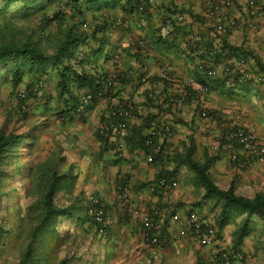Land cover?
Instances as JSON below:
<instances>
[{
  "label": "rangeland",
  "instance_id": "rangeland-1",
  "mask_svg": "<svg viewBox=\"0 0 264 264\" xmlns=\"http://www.w3.org/2000/svg\"><path fill=\"white\" fill-rule=\"evenodd\" d=\"M262 2L261 10L264 9V0ZM100 13L95 16L92 9L86 11L82 18L70 12L64 0H49L45 4L16 0L0 10V45L34 42L46 55L53 56L70 31V24H78L74 28L76 31H90ZM91 44L96 43L92 41ZM87 46L77 47L75 53L84 51ZM99 61L101 64L97 67L105 71L118 69L115 63ZM73 62L71 59L70 63ZM8 65L0 67V128L21 138L6 149L0 162V264H19L34 228L40 222L42 209L39 201L52 172L60 176L62 185L53 200L59 214L46 222L33 238L31 259L26 264H60L61 261L62 264H200L180 257L182 238L178 221L179 225L170 228L169 232L167 227L172 222L167 219L162 226L166 228L164 233L160 232V222H157L161 239L159 246H150L142 241L138 224L127 231L110 230L106 238L97 234L84 214L83 189L76 185L79 173L86 172L90 157L98 151L96 139L102 119H99V113L93 114L90 107L92 102L104 103L105 99H100L103 94L82 105L77 113H62L65 105L58 94L53 65L46 64L36 71L26 70L16 87L6 72ZM23 65L27 68V63ZM94 67L86 68L94 73ZM40 79L43 86L35 92L32 87ZM29 91L32 93L29 98L18 99L19 93L28 94ZM85 91H79V99ZM106 91H111V87ZM20 103L25 108L18 111ZM232 173L234 175L227 174L222 178V186L235 183L236 193L248 197L256 191H264V164L252 172L250 182H245L242 171ZM192 175L195 177L190 171L179 172L176 179L185 188H191V195L200 194L201 187L192 183ZM168 178L174 179L175 176ZM179 182L176 189H180ZM207 207L208 212L215 208L220 211V206L213 202ZM246 217L243 213L232 221L237 222L238 218L243 221ZM249 221L253 232L243 243L247 249L245 262L264 264V219L253 215ZM176 231L177 235L174 234ZM181 235L187 239L186 235Z\"/></svg>",
  "mask_w": 264,
  "mask_h": 264
},
{
  "label": "crops",
  "instance_id": "crops-1",
  "mask_svg": "<svg viewBox=\"0 0 264 264\" xmlns=\"http://www.w3.org/2000/svg\"><path fill=\"white\" fill-rule=\"evenodd\" d=\"M111 2V7L102 12H107L108 18H124L129 27L124 29L120 24L116 23L117 26L112 24L113 27L110 28L109 33L108 53L113 57L107 60L102 58V60L115 63L114 66L118 69L114 71L118 73L125 71L129 80L121 85V89L113 97L105 99L104 103L95 104L92 102L93 106L90 108H92L93 114L101 115L99 116L100 120L105 119L110 106L122 105L126 101H131L139 109L134 111L128 120L131 137L126 143L123 154L119 155L112 144L103 146L96 139L98 151L95 156L90 157L86 172L79 173L76 187L83 189L84 203H86L89 193H95L104 200L109 231H116V229L127 231L135 225H139V221L130 213L131 208L139 207L151 210L155 221L160 222V232H165L166 228L162 226L167 219L172 222V225L167 227L169 232H171L170 228H175L180 222V239L182 238L180 240V257L182 259L199 261L202 264H213L210 253L207 252L208 248L198 249L189 240L182 237L184 225L181 222L190 210H195L202 215L198 213L201 220L209 222L208 224H211L210 226L217 231L218 244L230 245L232 231L241 224L243 217L242 219L238 218L237 222L229 221L222 229H219L215 217L220 211L215 208L208 212L207 207L212 202L215 203V199L204 198V189L201 186L200 194L191 195V188H185L182 182L177 181L178 178L174 179L180 183V189L174 188L167 196L149 192L147 184L154 180L160 166L148 163L145 158L148 153L136 148L140 140L138 132L143 131L145 134L148 130L146 124H153L157 120L168 121L172 125L173 132L163 141V158H167L176 151H182L189 144L194 146L196 157L201 158L205 150L210 153L209 147L217 140L219 132V124L215 119L209 117L212 119L209 120L208 116L199 115L196 107L201 105V109L214 110L226 121L231 120L239 109H247L246 125L264 140V86L250 81L235 89L230 95L218 91H208L199 94L194 102L181 103L180 76L189 77L195 63L184 55L182 50L185 47V41L180 37V34H177L170 43L159 40L158 29L169 9H180L181 14L184 15L186 27L192 29L203 43L214 47V49H220L225 55H223L224 57H227L229 53L227 50L221 49V44L241 47L245 54L248 53L245 58L247 67L253 73H257L254 59L264 65V9L259 11L256 16L249 17L243 9L235 5L225 15H221L222 23H218L215 19L210 20V17H207L202 0H149V16H141L142 14L136 12L124 13L122 7L125 0ZM230 20L235 21L234 27L228 25ZM217 24L223 25V30H220L222 33L219 36L215 34ZM129 35L143 40L145 46L122 50L120 46L125 44ZM220 37L224 41L220 42ZM223 56H220L219 59L227 60ZM225 62L216 64L218 75H220ZM158 77L162 79L160 78L159 81ZM176 78H179L178 82H176ZM157 79L158 81H156ZM161 81L164 83L158 86L157 82ZM117 84L113 86V91L118 90ZM149 92L172 94L179 100L168 109L157 110L152 107V103L147 101ZM259 165L263 164L253 163L242 170L245 182H250V179L253 178L252 172ZM188 171L192 174L191 170L182 166L178 174ZM232 172L235 171L228 166L224 159L216 161L210 169L211 177L221 188H227L230 185L224 187L220 181L223 177H227V174L228 176L234 175ZM192 183H197L193 175ZM121 185L128 187L129 199L127 203L117 197L116 190ZM174 213L180 217L178 222L171 217ZM174 234L177 235L178 231ZM242 247L244 251L247 250L244 245Z\"/></svg>",
  "mask_w": 264,
  "mask_h": 264
},
{
  "label": "trees",
  "instance_id": "trees-1",
  "mask_svg": "<svg viewBox=\"0 0 264 264\" xmlns=\"http://www.w3.org/2000/svg\"><path fill=\"white\" fill-rule=\"evenodd\" d=\"M14 1L16 0H0V10ZM22 1H34L45 4L49 0ZM111 1L113 0H64V4L68 7L70 12H72L73 14H77L79 17L83 18L85 12L90 11L92 9L95 16L98 12H101V16L97 18V21H95L93 27L89 29L90 31H76L74 30V28L77 27L78 24H70L68 27L70 31L63 37L60 44L57 46L53 56L46 55L40 48L36 46L34 42H22L20 44L0 45V67L4 64H9V67L6 68V72H8L11 76L12 85L16 87L21 82L22 76L26 70L36 71L37 69L43 68L46 64L50 63L55 68L56 87L58 88V94L61 97L63 104L65 105L64 111L61 112L69 113V115L78 112V107L80 104L78 93L81 89H86L92 92L100 91L102 93L106 91V88H110L107 86V79L110 73H108V71H105V69L103 68H98L99 64H101L99 60H102V58L107 60L113 57L110 53H108L110 45V28H112L113 25H115L116 23L120 24L122 27H124V29L129 27V24L125 25L116 21L117 17L108 18L107 16L109 15L107 14V12H102L104 9L111 7ZM144 3V5L142 4V1L140 3V0H125L122 9L124 13L132 14L133 12H136L137 14H142L141 16H149V1L144 0ZM177 13H181L180 9H169V11L166 12L163 17V20L161 21L162 23L158 29L159 32L157 37L159 38V40L170 42L175 39L177 34H180V37L183 39V41H185V47L182 50L184 55L187 58L193 60L195 63L189 77L193 78L194 80L198 81L203 86H205L207 88V92L218 91L222 94L227 93L229 95L232 94L235 89H238L244 86L245 84L249 83L250 81H253V79L239 81L240 73L237 70V65L235 64V62H237L240 57L246 58V56L248 55V53L245 54L244 50H242L239 46L221 44V49L227 50L229 53L227 57H224L225 55L221 52L220 49L219 51L218 49H214V47H209L205 43H203L201 39H199L196 48L191 49L189 53H187L186 48L188 47V45L186 43V37L188 34L193 33V31L189 27H186L184 22H178L175 17ZM56 18L59 19V17ZM121 20L126 21L124 18H121ZM168 21L170 23L169 32L167 34H161L164 25ZM221 33L222 32L218 31L215 32L217 36L221 35ZM219 40L220 42L224 41L222 37H220ZM92 41L96 44L92 45ZM87 44L88 46L85 49L86 51L84 50L85 52L82 50L79 51V53H75V49L77 47ZM120 48L123 50L126 48L131 49L132 47L125 46L124 44L121 45ZM220 56H223V58H227V60H223L226 61L224 65L225 67L235 69L232 73L228 74L225 70V67H223L220 75L216 74L215 76H208V74L204 70L198 67V61L202 60L206 63V66L215 68L217 63L223 62L219 59ZM71 59L74 60L73 63H70ZM229 59L231 61H228ZM254 61L257 67V72L264 73V65L257 59H254ZM24 63H27V68L23 65ZM79 65L81 66V69H77V66ZM93 65L95 66L94 68L96 71L94 73L88 70L89 67H93ZM40 70L43 71V69ZM113 72L118 74V90L116 89L117 91L111 90L102 93V98L106 100L113 97L116 92L121 89V85H123L129 80L128 76L125 74V71H120V73L116 71ZM160 78L161 77H158L159 81L162 79ZM158 79L156 81H158ZM178 81L179 78H176V82ZM226 81L230 82L227 84ZM161 83L163 84L164 82H157L158 86L161 85ZM258 84L264 86V82H260ZM31 95L32 93H30L29 91L28 94H25V97L21 100L29 98V96ZM155 96V100H152L147 96V101L152 103V107H155L157 110L168 109L171 105H175L179 100L178 97L175 98L172 94H164V92L158 94L155 93ZM198 96V94L194 93L189 88L185 87L182 90L180 89L181 103L194 102L196 101V98H198ZM95 98L98 97H93L92 100H94ZM196 109H198L199 115L203 109L206 110L207 116L211 117L212 119H215L216 122L219 124V129L222 136V139L220 141L222 144L225 141L224 138L227 136V129L225 125L228 121L220 117V115L216 111L211 110L209 108L201 109V105H197ZM244 110L245 108H241L239 109V111L235 112V114ZM161 121L162 120H157L153 124H146L145 126L148 130L145 134H143V131L138 132V134L140 135V140L138 147H136L146 151L150 155H153V164L160 166V169L158 170V173L156 174L154 180L161 176H175L176 178L178 171L182 166H185L189 170H191L195 174L197 184L204 189V198H213L215 199L214 204L220 206V212L216 217V224L219 229H222L226 224H228L229 221H232V219H234L236 216L246 213V219L243 220L241 224L232 231V243L230 244L232 248L242 250L244 253V257L246 258V252L244 251L242 245L244 243L245 238L248 237L252 232L249 218L250 216L255 215L264 219V191H256L251 197H248L241 194H237L235 191L236 187L234 183H230L227 188L219 187L214 181V179L211 177L210 169L216 161L222 160V156L219 153H212L210 149V153L208 152V150H205L203 157L197 158L195 155L194 146L189 144L188 146L186 145V147L182 151H176L171 155L167 156V158H163L164 154L162 142V150L158 153L154 152L152 147L146 146L144 143L145 138L150 135L152 128L162 125H169L170 135L168 137H170L173 132V128L170 122ZM98 135L99 136L97 137V139L99 144L103 146L112 144L107 141H103L100 134ZM130 137L131 131H129L128 129V134L125 138V145L130 139ZM168 137H166V139ZM20 138V135L6 133L0 128V162L6 149L11 145L15 144L16 142H19ZM112 145L116 148V144ZM48 179L49 181L47 183L45 193L39 201V207H41L42 209V216L39 218L40 222L34 228L32 238L27 243V247L23 253L19 264H26L31 259L33 238L36 236L37 232L42 228V226L46 225V222L50 221L57 214H59L58 209L54 207L53 200L56 192L59 191V189H61L62 187L60 182V176L52 172ZM85 216L89 219L92 226L94 227V223L91 221V219L86 214ZM245 260L246 259H244V261ZM62 262L63 261H61L60 264H62ZM211 262L215 264L213 261Z\"/></svg>",
  "mask_w": 264,
  "mask_h": 264
},
{
  "label": "built area",
  "instance_id": "built-area-1",
  "mask_svg": "<svg viewBox=\"0 0 264 264\" xmlns=\"http://www.w3.org/2000/svg\"><path fill=\"white\" fill-rule=\"evenodd\" d=\"M149 1V0H148ZM203 8L207 17L211 20L221 22V15L227 13L230 8L235 5L239 6L249 16H256L261 11L263 2L262 0H202ZM141 8V6H140ZM178 22H184V15L177 13L175 15ZM122 24H127V21L117 19ZM230 27H234L235 21H228ZM86 26V24H84ZM216 29L218 32L223 30V25L217 24ZM170 30L169 21L163 27V33L167 34ZM199 37L195 33H190L186 37V43L188 45L187 53L191 49H195ZM125 46L139 47L145 46V43L141 39H136L129 35L125 42ZM202 60L198 61V67L204 70L208 76H215L217 74L216 68L208 67ZM237 70L240 73V80L253 79L257 83L264 82V73H253L246 64L244 57H240L237 62ZM234 64V65H235ZM225 67V66H224ZM228 74L232 73L235 69L225 67ZM230 81H226L228 84ZM118 83V74L110 72L107 79V86L113 88ZM43 86V80H38L32 90L38 92ZM189 88L196 94H204L207 92V88L198 81L191 77H180V89ZM112 90V89H111ZM25 92L18 94V99L25 97ZM101 92H92L86 90L79 99V108L82 105L88 104L93 97H100ZM148 98L155 100L156 96L154 92L147 94ZM24 104H18V111L24 109ZM139 108L131 101H126L122 105L110 106L105 115V119L99 125V134L103 141H107L112 144H116V152L119 155L123 154L125 150V138L128 134V120L133 115V112ZM248 110L245 109L242 112L234 114L233 118L229 120L225 127L227 129V136L224 138V142L221 144V132L219 129L217 140L209 147L212 153H219L222 159L226 160L228 166L236 171H242L250 164H264V140L256 135L254 131L246 125V115ZM202 116L207 117V111L202 110L200 113ZM219 126V125H218ZM170 135L169 125H162L152 128L150 135H148L144 143L146 146L152 147L154 152L158 153L162 150V142L166 137ZM146 161L153 163V155L146 154ZM178 183L173 178L161 176L149 182L147 189L151 193H159L162 196H167L171 190L176 188ZM117 191V197L128 202V187L123 185L119 186ZM130 213L134 218L139 221L140 236L142 241L150 246H159L161 244L160 233L158 231V225L155 221L151 210H144L139 207L131 208ZM85 214L94 223V227L97 234L103 238L108 237L109 227L106 216V206L104 200L95 193H89L85 203ZM172 219L179 221L180 217L177 213L172 215ZM184 225L182 231L185 237L197 248H209L211 260L215 264H242L244 263V253L240 249L232 248L230 245H219L217 241V231L201 220L198 213L195 210H190L185 219L181 222Z\"/></svg>",
  "mask_w": 264,
  "mask_h": 264
},
{
  "label": "clouds",
  "instance_id": "clouds-1",
  "mask_svg": "<svg viewBox=\"0 0 264 264\" xmlns=\"http://www.w3.org/2000/svg\"><path fill=\"white\" fill-rule=\"evenodd\" d=\"M142 1V4L144 5L145 3H144V0H141ZM141 3V2H140ZM120 18H122V17H120ZM163 33V31H161V34ZM257 73H259V72H257ZM91 102V101H90ZM89 102V103H90Z\"/></svg>",
  "mask_w": 264,
  "mask_h": 264
}]
</instances>
